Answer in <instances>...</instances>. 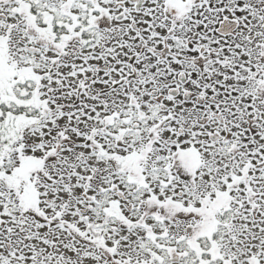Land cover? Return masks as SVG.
<instances>
[{
	"label": "snow or ice",
	"instance_id": "obj_1",
	"mask_svg": "<svg viewBox=\"0 0 264 264\" xmlns=\"http://www.w3.org/2000/svg\"><path fill=\"white\" fill-rule=\"evenodd\" d=\"M0 264H264V0H0Z\"/></svg>",
	"mask_w": 264,
	"mask_h": 264
}]
</instances>
